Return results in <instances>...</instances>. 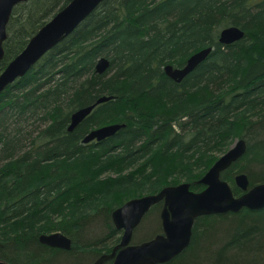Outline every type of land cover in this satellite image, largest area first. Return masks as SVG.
<instances>
[{
    "label": "trees",
    "instance_id": "trees-1",
    "mask_svg": "<svg viewBox=\"0 0 264 264\" xmlns=\"http://www.w3.org/2000/svg\"><path fill=\"white\" fill-rule=\"evenodd\" d=\"M70 1L14 8L0 74ZM231 26L245 37L221 43L220 31ZM207 47L213 51L183 81L166 75V65L182 67ZM101 57L110 67L99 74ZM102 97L109 100L69 131L72 114ZM111 123L126 126L83 143ZM236 137L246 139L247 152L221 178L237 196L239 172L252 185L264 183V0H104L0 94V260L93 263L119 241L113 210L140 195L122 192L91 213L74 211L79 201L115 186L140 163L131 176L160 161L168 162L167 175L149 195L182 177L201 191L197 180L218 159L214 152ZM113 174L118 178L105 176ZM160 208L152 207L140 228L156 220L162 232ZM193 227L189 247L165 264H264V209L201 216ZM53 231L72 239L70 251L41 245L40 234Z\"/></svg>",
    "mask_w": 264,
    "mask_h": 264
},
{
    "label": "water",
    "instance_id": "water-1",
    "mask_svg": "<svg viewBox=\"0 0 264 264\" xmlns=\"http://www.w3.org/2000/svg\"><path fill=\"white\" fill-rule=\"evenodd\" d=\"M28 0H0V61L5 55L4 42L7 38V25L14 8ZM104 0H71L52 17L30 39L25 49L18 54L0 74V94L29 70L53 47L71 35ZM244 33L235 27L222 31L219 40L223 44H232L242 39ZM213 51V47L204 48L193 54L183 67L166 65L167 76L181 82L202 63ZM110 67V60L101 57L96 64V72L102 74ZM109 100L99 98L94 104L77 110L72 114L69 131H73L94 107ZM123 124H111L92 130L83 142L103 139L115 135ZM246 151V143L241 140L226 154L220 157L201 178L205 185L201 191L191 189L190 183L163 188L156 194L133 198L113 211L112 217L120 229H124L121 243L109 255H103L93 264L113 259L112 264H165L178 256L191 242L195 220L201 216L238 212L243 208L252 211L264 209V183L248 190V177L237 175L235 183L243 193L235 196L231 185L221 178V173L239 160ZM163 202L161 212L162 233L142 243L132 244L135 227L150 209ZM40 242L52 247L70 249L72 240L62 232L43 234ZM119 248V249H118ZM118 249V251H117ZM0 264H6L0 261Z\"/></svg>",
    "mask_w": 264,
    "mask_h": 264
},
{
    "label": "rangeland",
    "instance_id": "rangeland-1",
    "mask_svg": "<svg viewBox=\"0 0 264 264\" xmlns=\"http://www.w3.org/2000/svg\"><path fill=\"white\" fill-rule=\"evenodd\" d=\"M250 117H254V116H250ZM235 140L236 139L233 138L231 140V142L227 145V147L225 146L224 148L220 149V151H215L214 155L217 157L223 155L225 150L230 149L232 147ZM140 164H138L137 166L133 167L132 169L127 170V171L123 172L122 174H120L121 180H117V183L115 186H112L110 184L109 188H107V189L105 188L106 189L105 192H103L97 196H92L91 198H89V197L85 198L83 202L79 201L76 205V208L73 210L79 211L82 213H91L92 211H95L96 209L100 208L101 206L103 208H105L107 205L113 203V201L110 200L113 196H115V195L118 196L122 192L128 193V194L137 193L136 195H140V197L145 196V195L149 194V190L157 188L161 183H163V181H165V177L167 175V171H168V167H169L168 162H161L160 161V162H158V165H156L157 162H154L150 168H146V169L142 170L139 175L137 174V175L131 176V174L134 173L136 171V169L142 168V166L141 167L139 166ZM154 165H156V167H154ZM195 168H197V167H195ZM105 176H107V177L110 176L112 178H118L117 174L105 175ZM124 176H125V178H124ZM166 181H169V180H166ZM182 182H186L185 177L180 178V183H182ZM110 187H113V190ZM104 205H106V206H104ZM53 219H54V221H52L53 223H55L59 220L58 217H54ZM30 222H32V223H29L28 226L38 227L39 225H41V223H35L33 221H30ZM150 227L151 228H148V229L146 228L144 230L137 231L136 236L138 238H142L146 235V233L148 234L149 232L158 231L160 228L159 224H157L156 220L153 221V223ZM56 264H58V263H56Z\"/></svg>",
    "mask_w": 264,
    "mask_h": 264
},
{
    "label": "bare ground",
    "instance_id": "bare-ground-1",
    "mask_svg": "<svg viewBox=\"0 0 264 264\" xmlns=\"http://www.w3.org/2000/svg\"><path fill=\"white\" fill-rule=\"evenodd\" d=\"M231 27H235V28H237V29H240V30L244 33L243 38L245 37V31H244L243 29H241V28H239V27H236V26H231ZM227 28H229V27L223 28V29L220 31V33H219V37H220L222 31L225 30V29H227ZM240 40H241V39H240ZM238 41H239V40H238ZM53 48H54V47H53ZM53 48H51L48 52H50L51 50H53ZM199 51H200V50H199ZM197 52H198V51H197ZM195 53H196V52H195ZM195 53H193V54H195ZM193 54H192V55H193ZM192 55H191V56H192ZM209 55H210V54H209ZM191 56H190V57H191ZM190 57H189V58H190ZM189 58H188V59H189ZM99 59H100V58H99ZM188 59H187V60H188ZM206 59H207V58H206ZM206 59H205V60H206ZM186 62H187V61H186ZM186 62H185V64H186ZM185 64H184V65H185ZM200 64H201V63H200ZM200 64H199V65H200ZM184 65H183V66H184ZM199 65H198V66H199ZM183 66H182V67H183ZM194 70H195V69H194ZM192 72H193V71H192ZM192 72H191V73H192ZM191 73H190V74H191ZM187 76H188V75H187ZM187 76H186V77H187ZM186 77H185V78H186ZM183 80H184V79H183ZM183 80H182V81H183ZM176 82H177V81H176ZM178 83H179V82H178ZM85 107H87V106H85ZM95 107H96V106H95ZM95 107H94V108H95ZM83 108H84V107H83ZM81 109H82V108H81ZM79 110H80V109H79ZM93 110H94V109H93ZM93 110H92V111H93ZM92 111H91V113H92ZM91 113H90V114H91ZM90 114H88V115L84 118V120H85L87 117H89ZM84 120H83V121H84ZM111 124H116V123H111ZM111 124H107V125H111ZM118 124H120V123H118ZM121 124H122V125L124 124V125L126 126L125 123H121ZM107 125H103V126H107ZM103 126H101V127H103ZM98 128H99V127H98ZM123 128H124V127H123ZM95 129H96V128H95ZM93 130H94V129H93ZM232 139H233V138H231V140H232ZM235 139H236V140H235L234 144L232 145V147L235 146V145H236L238 142H240L241 140L245 141V143L247 142L246 139L243 138V137H236ZM231 140H230V141H231ZM92 142L97 143L98 141L93 140V141H91L90 143H92ZM83 143H84V142H83ZM86 144H88V143H86ZM232 147H231V148H232ZM231 148H230V149H231ZM247 148H248V147H247V143H246V151H245V153L247 152ZM230 149L225 150L224 153H223V155L226 154ZM245 153L243 154V156L245 155ZM223 155L219 156L218 159H219L220 157H222ZM243 156H242V157H243ZM242 157H241V158H242ZM241 158H240V159H241ZM218 159H217V160H218ZM240 159H239V160H240ZM217 160H216V161H217ZM239 160H237V161H239ZM216 161H215V162H216ZM237 161H236V162H237ZM215 162H214V163H215ZM236 162H234V163H236ZM214 163H213V164H214ZM234 163H233V164H234ZM213 164H212V166H213ZM233 164H232V165H233ZM232 165H231V166H232ZM212 166H211V167H212ZM211 167H210V168H211ZM210 168H209V169H210ZM209 169H208V170H207V171H206V172H205V173H204V174H203V175L197 180V183H199V181L201 180V178H202V177H203V176L209 171ZM227 169H228V168H227ZM227 169H226V170H227ZM226 170H224L223 172H225ZM223 172H222V173H223ZM222 173H221V175H222ZM240 174H245V175L248 177L249 185H248V190H247V191H249V190H250L251 188H253L254 186L258 185V184H254V185L251 184L250 179H249V176L247 175V173H245V172L242 171V172H239L238 174H236V176H237V175H240ZM236 176L234 177V182H235V178H236ZM221 177H222V176H221ZM225 181H226V180H225ZM186 182H187V181H186ZM227 182H228V181H227ZM182 183H185V182H182ZM187 183H190V182H187ZM228 183L230 184V182H228ZM179 184H181V183H179ZM179 184H177V185H179ZM199 184H200V183H199ZM259 184H263V183H259ZM190 185H191V183H190ZM200 185L203 186V188H202V190H203V189L205 188V185H203V184H200ZM230 185H231V184H230ZM169 186H176V185H166V186L162 187L158 192H160L163 188H165V187H169ZM235 186L238 187V186L236 185V183H235ZM231 187H232V186H231ZM239 189H240V188H239ZM240 191H241V194H239V195H237V196H240V195H242L243 193H245V192L242 191L241 189H240ZM158 192H157V193H158ZM155 194H156V193H155ZM148 195H149V194H148ZM235 196H236V195H235ZM237 196H236V197H237ZM136 198H137V197H136ZM131 199H133V198H131ZM131 199H129V200H131ZM129 200H127V201H129ZM127 201H126V202H127ZM156 205H161L160 212H159V217H160L161 228H162L161 212H162V208H163V202H160V203H158V204H156ZM154 206H155V205H154ZM154 206H153V207H154ZM118 208H119V207H118ZM11 209H13V208H11ZM116 209H117V208H116ZM116 209H115V210H116ZM151 209H152V208H151ZM151 209H150V210H151ZM243 209H247V208H243ZM243 209H241V210L238 211V212H228V213H239V212H241ZM113 211H114V210H113ZM251 211H252V210H251ZM148 212H149V211H148ZM148 212L144 215V217L148 214ZM228 213H224V214H212V215H225V214H228ZM112 214H113V212H112ZM207 216H211V215H207ZM144 217H143V218H144ZM143 218H142V220H143ZM111 219H112V226H113V228L116 230V232L118 233L119 241L115 244L114 248H113L110 252H103L101 255L98 256V258H97L94 262H96V261H97L100 257H102L103 255H109V254H111V253L113 252V250H114L116 247H118L119 244L121 243L122 236H123V234H124V229H120V228H118L117 225H116V222H115L114 218L111 217ZM142 220L140 221V223H139V224L135 227V229H134V233H133V237H132V244H137V243H142V242H145V241H149L150 239H153L154 237H156L157 235H159V234L162 233V232L158 233V231H156V232H154L153 234H150V233H152V232H149L148 234L146 233V235H145L144 237H142V238H138V237L136 236L137 231L144 230V229H146V228H147V229H148V228H151V227H150V222H151V221H150L149 223H147L146 225H144V226H142V227L140 228V226H141V224H142ZM193 229H194V227H193ZM193 229H192V236H193ZM56 232H61V231H53V232H50V233H43V234H46V235H47V234H52V233H56ZM62 233H63V232H62ZM157 233H158V234H157ZM43 234H40V236L43 235ZM63 234H64V233H63ZM149 234H150V235H149ZM64 235H65V234H64ZM40 236H39V238H40ZM66 236H67V235H66ZM68 237H69V236H68ZM69 238H70V237H69ZM70 239H71V238H70ZM71 240H72V239H71ZM191 240H192V237H191ZM39 242H40V239H39ZM40 243H41V242H40ZM190 243H191V242H190ZM41 245H43V246L49 248V249L51 250V252H52V251H57V250L70 251V250L72 249V247H73V241H72V247H71L70 249H67V248H61V247H52V246H49V245L44 244V243H41ZM188 247H189V246H188ZM188 247H187V248H188ZM187 248H186V249H187ZM118 249H119V248H118ZM118 249H117V251H118ZM186 249H184V250H186ZM184 250H183L181 253H183ZM181 253H180V254H181ZM180 254H179V255H180ZM56 256H57V254H56L55 256H53V257H56ZM174 258H175V257H174ZM172 259H173V258H172ZM172 259H171V260H172ZM0 261H1V262H4V263H6V264H9L8 262L2 261V260H0ZM94 262H93V263H94ZM93 263H91V264H93ZM105 263H106V262L103 261V262L100 263V264H105Z\"/></svg>",
    "mask_w": 264,
    "mask_h": 264
},
{
    "label": "flooded vegetation",
    "instance_id": "flooded-vegetation-1",
    "mask_svg": "<svg viewBox=\"0 0 264 264\" xmlns=\"http://www.w3.org/2000/svg\"><path fill=\"white\" fill-rule=\"evenodd\" d=\"M104 262L108 263V264H112L113 263V259H107Z\"/></svg>",
    "mask_w": 264,
    "mask_h": 264
}]
</instances>
